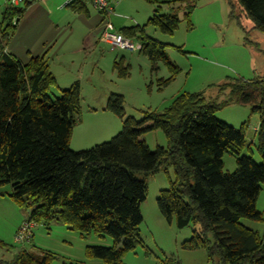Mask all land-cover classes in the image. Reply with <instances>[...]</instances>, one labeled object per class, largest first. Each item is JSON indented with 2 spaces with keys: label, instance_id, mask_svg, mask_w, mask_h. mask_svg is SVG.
I'll list each match as a JSON object with an SVG mask.
<instances>
[{
  "label": "trees",
  "instance_id": "trees-1",
  "mask_svg": "<svg viewBox=\"0 0 264 264\" xmlns=\"http://www.w3.org/2000/svg\"><path fill=\"white\" fill-rule=\"evenodd\" d=\"M236 2L253 29L264 31V0ZM31 5L6 7L0 27V187L9 186L11 201L29 210L28 222L43 226L59 222L82 238L108 237L111 247H87L86 255L103 264H121L127 252L141 245L140 206L146 185L137 175L148 177L171 169L173 179L160 192L157 207L177 229L197 227L182 247L203 249L208 260L217 259L218 264H264V232L239 224L241 219L262 220L255 201L264 186V74L221 85L218 94L226 93V99L219 103L206 101L203 93H180L161 112H143L140 121L125 118L123 98L111 95L106 110L122 121L120 132L109 142L73 152L69 140L79 113L78 84L51 100L48 94L56 82L45 56L31 57L23 64L5 51L16 28L13 20ZM66 8L85 12L81 1ZM192 8L187 6L184 13L188 29ZM176 10L163 15L157 6L146 25L118 32L139 44L153 69L159 61L167 66L170 77L162 85L172 81L178 70L165 57L166 45L148 37L144 27L171 35L180 22ZM120 63H114V69L125 77L127 68ZM229 105L249 106L259 116L255 148L261 164L241 156L250 150L246 124L235 130L216 119L215 112ZM150 130L164 134L165 147L154 151L147 147L141 135ZM225 155L237 158L232 173L223 172ZM0 248L8 247L0 241ZM54 260L46 251L20 250L0 264H52Z\"/></svg>",
  "mask_w": 264,
  "mask_h": 264
},
{
  "label": "rangeland",
  "instance_id": "rangeland-1",
  "mask_svg": "<svg viewBox=\"0 0 264 264\" xmlns=\"http://www.w3.org/2000/svg\"><path fill=\"white\" fill-rule=\"evenodd\" d=\"M67 1L43 0L25 9L12 22L16 28L6 42L5 51L23 64L31 57L45 56L56 82V87L48 94L51 100L59 98L62 90L78 84L79 113L69 140V149L73 152L109 142L120 132L122 121L106 110L111 95L123 98L125 118L140 121L143 112H161L180 93H203L206 101L219 103L226 99V93L218 94L221 85L232 79L253 80L264 74V31L253 29L236 0H156L155 4L144 0L111 1L113 14L109 17L98 13L84 0L85 12L74 13L64 7ZM190 5L193 8L189 17L191 29H188L184 13ZM157 6L163 15L177 9L180 21L171 35L144 27L148 37L166 45L165 57L178 70L166 85L161 83L170 77V72L163 62H157L153 69L141 50L111 49L100 40L106 23H111L114 32L143 27ZM6 7L5 0H0V27ZM114 63L127 68L125 77L118 76ZM215 117L235 130L246 124L245 141L250 150H244L241 156H250L256 164H261L255 148L259 116L251 113L249 106L229 105L217 110ZM141 140L151 151L166 146L160 130L143 133ZM236 160L234 156L225 155L223 172H234ZM137 178L146 185L145 200L140 206L141 245L127 252L121 264H218L217 259L209 261L203 249L182 247L192 237L193 230H197L196 226L177 229L159 213L157 199L173 179V171L159 170L148 177L137 175ZM9 193V186L0 187V241L8 247L0 248V260L10 261L18 251L26 250L35 254L52 253L55 256L52 264H103L99 259L87 257L86 248H109L112 246L110 238L95 235L82 238L59 222L48 226L35 224L30 229V239L18 242L16 233L21 224L28 221L29 210L11 201ZM255 209L261 214V221L241 219L239 224L262 234L264 186L255 201Z\"/></svg>",
  "mask_w": 264,
  "mask_h": 264
},
{
  "label": "built area",
  "instance_id": "built-area-1",
  "mask_svg": "<svg viewBox=\"0 0 264 264\" xmlns=\"http://www.w3.org/2000/svg\"><path fill=\"white\" fill-rule=\"evenodd\" d=\"M43 0H5L7 7H19L24 4L39 3ZM83 1V0H68L64 5L66 7L69 3ZM88 2L98 13L104 17H109L113 14V8L111 7V1L118 2L119 0H84ZM100 40L111 46V49L117 50H139L140 46L133 43L131 40L124 38L118 32H114V28L111 23H106L101 33ZM35 225L32 222L25 221L19 227L16 233V240L18 242L28 241L31 236V227Z\"/></svg>",
  "mask_w": 264,
  "mask_h": 264
},
{
  "label": "crops",
  "instance_id": "crops-1",
  "mask_svg": "<svg viewBox=\"0 0 264 264\" xmlns=\"http://www.w3.org/2000/svg\"><path fill=\"white\" fill-rule=\"evenodd\" d=\"M7 52V51H6ZM8 53V52H7ZM8 54H10V53H8ZM259 124V123H258ZM258 128V126L255 128V129H257ZM256 131V130H255Z\"/></svg>",
  "mask_w": 264,
  "mask_h": 264
},
{
  "label": "water",
  "instance_id": "water-1",
  "mask_svg": "<svg viewBox=\"0 0 264 264\" xmlns=\"http://www.w3.org/2000/svg\"><path fill=\"white\" fill-rule=\"evenodd\" d=\"M17 22V21H16Z\"/></svg>",
  "mask_w": 264,
  "mask_h": 264
}]
</instances>
